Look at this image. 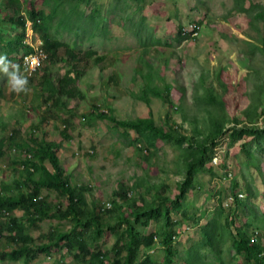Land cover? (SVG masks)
<instances>
[{"label": "rangeland", "instance_id": "1", "mask_svg": "<svg viewBox=\"0 0 264 264\" xmlns=\"http://www.w3.org/2000/svg\"><path fill=\"white\" fill-rule=\"evenodd\" d=\"M31 11L82 60L41 57ZM0 52L29 81L15 93L0 74V189L29 193L20 161L45 139L81 197L79 215L61 218L67 197L42 187L50 217L36 226L20 208L0 210V264H26L10 258L21 247L8 240L12 217L33 247L50 246L27 264H122L126 220L140 244L135 264H165V233L172 264H258L236 254L239 240L264 258V0H0ZM66 73L77 78L72 96L45 102L43 74L56 86Z\"/></svg>", "mask_w": 264, "mask_h": 264}, {"label": "trees", "instance_id": "2", "mask_svg": "<svg viewBox=\"0 0 264 264\" xmlns=\"http://www.w3.org/2000/svg\"><path fill=\"white\" fill-rule=\"evenodd\" d=\"M27 14V20L31 23V29L35 34H37L40 40V50L45 52L47 61H49L50 63L55 62L58 59L59 54H61V50H63L64 54L67 56V59L69 61H74L76 59L80 61L82 60L80 59L78 53L69 51V49L64 47L62 44L53 41L49 37L45 24L38 22V16H40L41 14L35 13L34 11H31ZM93 54L95 53L90 50L85 52V56L91 57ZM96 59L99 61L102 60L101 57H96ZM68 75L69 73H66L60 80H58L57 85L54 86L49 80V77L46 74H43L42 89L46 93L45 102L51 101L52 104H56L59 101L57 99L58 97L72 96L74 90L72 87L75 85L77 78L75 76L70 77ZM54 96L57 97L53 99ZM141 122L143 121L140 120L138 122H119V124L127 129H136L141 126ZM159 134L163 135L162 132H160ZM9 140L12 141L13 137L11 136ZM32 145L33 146L29 148L26 147V150L29 149V151L32 153V156L35 158L31 160V157L28 158L26 156L22 159V161H20V169L22 168V172H20V174L22 173V178H24L27 182L31 184L29 188V193H25L21 190L18 191L17 195H11L8 194V186L2 185L0 189V210H2L3 212H12L13 210L20 208L22 209V211H24V214H26L27 222L29 224H32V226H36L34 222L41 220L45 217H50L45 211V204L41 200L42 198L39 197L41 188L46 187L52 188L57 192L64 194L68 199V210L65 211L61 218L71 216L74 218L75 215L78 216L79 213L75 208V202H80L81 197H76L79 196V194H75L74 191L69 190L66 181H64L62 178L63 171L58 165L57 158L55 155V151L58 149L57 143L48 142L45 139H32ZM44 162H47L51 166L52 171H48L44 167ZM32 170L41 171L45 175V178L39 179L37 181H31L30 177L33 176ZM13 183V187H16L17 189L18 180L13 181ZM159 189L160 192L164 194L168 187L166 185H162ZM120 197L124 200L127 199L126 193H121ZM119 207L121 206L119 205ZM152 217L153 215L149 214V216H147V220L151 219ZM99 219V215L95 214L94 221H98ZM10 221L11 223H9V227H7V236L9 238L8 240L14 242L16 245L20 244L21 246L18 251H13L11 253L10 258L23 257L24 263L27 264L28 261H33L34 259H36L37 255L48 252L50 246H32V244L34 243L33 238L28 236V234L26 233V228L21 223H17L16 218L12 217ZM125 222L127 223V232L130 239L128 242L127 252L122 264H135L136 256L138 253L137 247H139L140 244L138 242V244L136 245L135 239L133 237V231L131 230V226L129 225L130 222L127 220ZM3 232V226L0 224V240L4 235ZM67 236L68 234H58L56 235V239L65 240ZM153 238L154 236L152 237L151 235L150 237L145 239L146 248L150 247L153 244ZM170 243L171 236L170 234L165 233L161 239V244L165 251V264H172ZM67 244L71 248H74L78 245V239L68 240ZM233 248L236 254H241L242 252H245L247 258H250L252 261L258 264H261L264 261V258L260 259V255H262L263 252L262 249L256 247L255 245H251L248 241H235L233 243ZM146 263L147 262L142 264Z\"/></svg>", "mask_w": 264, "mask_h": 264}, {"label": "clouds", "instance_id": "3", "mask_svg": "<svg viewBox=\"0 0 264 264\" xmlns=\"http://www.w3.org/2000/svg\"><path fill=\"white\" fill-rule=\"evenodd\" d=\"M41 52L45 55V52ZM26 73V68H22L18 63L10 60L7 53L0 52V74L5 76V83L11 91L20 93L28 90L29 81ZM29 157L30 155H28Z\"/></svg>", "mask_w": 264, "mask_h": 264}, {"label": "built area", "instance_id": "4", "mask_svg": "<svg viewBox=\"0 0 264 264\" xmlns=\"http://www.w3.org/2000/svg\"><path fill=\"white\" fill-rule=\"evenodd\" d=\"M41 57L45 58V55L41 52ZM32 64L34 65L35 63L32 62ZM38 64V63H37Z\"/></svg>", "mask_w": 264, "mask_h": 264}]
</instances>
